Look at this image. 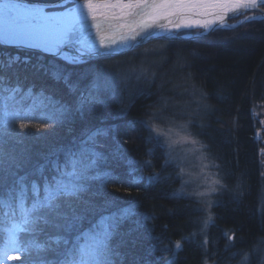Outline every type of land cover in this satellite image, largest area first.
<instances>
[{
  "label": "trees",
  "instance_id": "1",
  "mask_svg": "<svg viewBox=\"0 0 264 264\" xmlns=\"http://www.w3.org/2000/svg\"><path fill=\"white\" fill-rule=\"evenodd\" d=\"M26 1L49 4L61 0ZM262 7L264 8V4ZM151 44L126 51L116 59L108 60L104 57L101 60L91 59L88 63H69L58 56L27 49L15 51L14 47L5 46L6 52L14 51L27 57L12 59L17 67L12 76L28 74L30 77L29 84L16 99L21 100L29 89L34 97L41 98L43 107L34 113L39 118L26 122L31 125L43 123L45 127L21 130L18 122L0 126V160L7 162V158L12 156L15 157L12 162L18 164L12 170L6 164L3 165L0 177L5 178V183L0 188V193L7 196L8 189L15 186L18 177L12 184H8L12 175L27 170L39 174L37 165L46 155H59L52 160L63 164L69 152H79L86 147L98 154L96 166L88 175L100 178L83 181L84 191L87 190L83 191L84 194L81 192L86 197L83 207L73 212H67L66 207L64 213L69 219L73 215L81 216L80 227L87 229L101 216L117 214L121 209L129 208L134 214L118 224L109 241L110 246L119 253L121 264H201L206 251L217 253L219 250L218 258L221 259L217 258V262L220 263L227 255L230 257L231 252L235 256L253 253L255 248L261 247L260 241L264 235V210L259 208L264 188V171L261 175L250 115V108L254 103L264 102V19L250 20L231 28L215 29L195 39H161ZM149 48L153 50L151 54L154 57L151 59L156 62L154 64L160 74L167 72L176 79L188 78L202 92L204 107L201 119L206 135L203 138L211 158L228 175L226 185L230 187V195L224 196L223 201L226 203L215 207V220L203 232L207 236V250L201 234L194 239L193 230L197 221L194 208L173 196L171 190L177 184L173 179L174 170L170 171L166 166L168 180L164 176V165L159 162L162 159L159 146L146 140L151 134L150 127L145 123L147 113L161 103L162 99L171 100L166 90L151 87V92L147 93L151 96L140 97L137 92L128 100L131 92L121 85L116 87L115 92L110 91V87L99 86V95L104 103L80 107L82 95L87 96L92 88L90 78L95 72L101 74V70L108 68L105 64L112 63L114 66L111 61L122 57L124 58L120 61L141 57L144 50ZM7 55L4 54L9 59L13 58V55ZM54 73H60L59 80L54 77ZM8 76L11 73L7 72L5 77ZM4 95L7 96L8 93ZM149 101L151 104L148 107ZM22 103L27 108L33 101L27 98ZM60 106L66 108L62 116L56 114ZM98 130L102 134L94 136ZM6 131L10 139L2 138V133ZM89 137L92 139L89 140ZM86 140L89 142L84 144ZM142 159L150 161V165H145ZM36 161L38 163L34 164ZM135 161L142 168L151 170L159 179L152 185L143 180L140 184L126 183L131 172L123 174L122 167L126 169V162ZM43 167L46 170L54 168L50 166V162L43 163ZM105 173L108 175L105 176ZM135 175L138 178L139 170H135ZM27 185L31 187V184ZM76 198H62L60 206L61 202L64 204V201H68L72 208H77L73 200ZM33 199L29 189L25 206L30 207ZM59 211L62 210L59 208ZM0 213H4L0 214V223L6 228H11L13 220L17 223L21 220L15 199L9 208L0 210ZM41 215L46 216L50 221L47 224L55 229L57 224L65 223L46 211H42ZM145 216L151 218L147 221V226ZM198 221L200 222L199 219ZM38 225L45 226L43 221H39L36 228L39 232L47 231ZM58 229L63 230L59 236L67 238L69 244L65 246L61 242L53 245L48 240L44 246L46 251L42 252L45 255L43 260L48 264L53 261L59 264L63 257L58 253L65 247H71L72 238L76 235L75 230L69 233L63 227ZM226 229L233 236L230 244L226 241L228 238L222 235ZM47 232L51 233L49 238L56 236L51 231ZM29 233L26 241H31L34 238L32 233L38 231ZM4 236L8 238V233L0 232V247L5 243L12 245L8 240L5 241ZM185 237L187 239H183ZM177 240L182 241V249L176 250L175 255L170 257L167 251ZM13 245L18 249L16 253L26 248V242L22 241ZM228 245L230 250H224L223 246ZM48 250L55 252L49 255ZM118 259L113 256L114 264L119 263Z\"/></svg>",
  "mask_w": 264,
  "mask_h": 264
},
{
  "label": "snow or ice",
  "instance_id": "2",
  "mask_svg": "<svg viewBox=\"0 0 264 264\" xmlns=\"http://www.w3.org/2000/svg\"><path fill=\"white\" fill-rule=\"evenodd\" d=\"M264 4V0H83L76 3L75 7L58 14L45 12L43 7H25L19 3H0V43L15 44L20 47L38 49L40 51L60 56L69 63L81 62L80 57L87 55L107 56L118 50H130L138 46L141 41L152 38L153 29H161L163 32L172 34L173 29L182 28H203L207 33L214 25L228 27L223 22L229 13L237 12L240 9H256ZM264 19V17H246V20ZM243 22V21H242ZM231 27H235L232 25ZM90 29L96 30V42L86 44L81 39L83 34L89 33ZM138 38H140L138 40ZM80 45L75 48V54H63L62 48L70 45ZM149 50L145 49L144 53ZM9 59V66L12 63ZM155 61L142 60L139 65L131 63L123 72L105 71L102 73L105 86L113 88L118 83L135 79L138 84L144 85L137 88L139 94L149 92L157 75L151 68ZM0 67L3 62L0 61ZM54 77L59 80L60 73H54ZM97 75V80L100 79ZM0 76V81H3ZM20 89L6 88L0 83V126L19 123V129L24 130L30 127L44 128L43 123L31 125L26 121L37 119L34 113L43 107V100L32 95L31 89L21 100H17L15 94ZM9 93L5 96L4 93ZM115 94V93H113ZM42 97V94H40ZM31 98L33 103L27 108L22 101ZM100 98L98 85L94 82L89 89L88 95L81 97L80 107L85 104H103ZM168 107L167 100L149 109L147 113L146 125L150 127L151 134L148 142L156 146L163 144L168 149V159H174L171 152L174 146L182 141H190L197 144L190 136L182 135L171 126L172 117H164L163 111ZM66 108L60 106L57 115H64ZM51 119V117H45ZM170 123L165 128L164 121ZM160 121L157 123L156 121ZM185 127V125H181ZM98 130L94 136L101 135ZM178 137L174 139L173 136ZM92 137H89L91 140ZM89 141H84L87 144ZM151 149L149 153L151 154ZM98 154L88 148H82L79 152H69L65 162L60 164L55 162L53 167L55 174L51 178L42 176L41 183L31 181V192L34 196L30 207L25 206L27 193L29 191L26 184L27 177H18L15 186L8 189L7 196L0 193V210L9 208L13 199L17 202V208L21 216L19 223L13 220L11 228H6L0 223V232L8 233V242L18 244L17 233L35 232L39 221L50 223L46 216L41 215L42 211L53 214L57 219H62L64 224H57L56 227H63L69 233L76 231L72 238L71 247L58 253L63 258L59 264H114L113 256L119 253L110 246L109 241L115 233L120 222L127 219L134 213L129 208L121 209L117 214L101 216L95 223L87 229H81L82 217L73 215L71 219L59 211V201L69 197H77L84 191L82 183L88 179H99V176H89L88 173L96 166ZM145 165H150V161H145ZM167 163V160L165 161ZM180 169V174L184 173ZM105 176L108 174L105 173ZM139 179H144L140 177ZM150 185L157 181L156 175L147 178ZM5 178L0 177V188H3ZM218 180H211L210 184H219ZM41 191L43 195L41 196ZM209 191L215 192L216 188L210 187ZM206 193H195L196 196H204ZM193 195V194H189ZM4 214V213H0ZM151 219L145 216V226ZM207 224V221H205ZM27 225L28 227H24ZM183 239H187L186 237ZM229 240L232 237H228ZM50 242L59 245L61 242L65 246L69 240L63 236L49 238ZM84 241V242H82ZM37 248H43V244L30 242ZM261 245H264V238H261ZM175 249H182V241L175 242ZM26 250V249H25ZM155 251V246H153ZM254 251L261 253L258 264H264V248L257 247ZM175 255V253H174ZM243 261L249 260V254L245 253ZM51 264H57L53 261ZM207 264V262H206Z\"/></svg>",
  "mask_w": 264,
  "mask_h": 264
},
{
  "label": "rangeland",
  "instance_id": "3",
  "mask_svg": "<svg viewBox=\"0 0 264 264\" xmlns=\"http://www.w3.org/2000/svg\"><path fill=\"white\" fill-rule=\"evenodd\" d=\"M24 1L28 3L41 4V6L45 7L47 11H50L51 9L64 8V6L72 4L73 2V0H61L57 4L44 3L45 5H48V6H45L44 4L42 5V3H39V2H32V1H26V0ZM241 15H244V14H241ZM236 19H238V16L230 18V21H234ZM220 28L217 27L215 29H220ZM215 29L211 31H214ZM202 30L203 29L201 28H196V29L189 28L185 30H176V32L173 34L179 35L181 31L185 32V34H193V33H199V32L201 33ZM189 37H191V35ZM165 39H169V38H165ZM152 41H154V39ZM152 41L149 43H144V44L142 43L140 47L142 46L145 47V45L151 46ZM150 49L152 48L148 49L150 52L143 53V56L137 57L136 59L131 58L126 61H120V60H123L124 57H122V58H119L118 60H113L111 62H113L114 66H112V63L105 64L104 66L108 68H104V69L105 70L107 69V71H112V72H123L129 67L131 63H135L139 65V63L145 59L148 61H153L151 59L152 56L149 55L150 53L153 52V50H150ZM5 54H8L9 56L13 55V53H9L8 51ZM120 54L122 55L123 53H120ZM120 54L110 55V57L109 56H104V57H106L105 59L111 60V59L118 58ZM13 57L15 58L17 56L13 55ZM104 57L101 56L100 58H98V60H101V58H104ZM107 57H109L110 59ZM89 61L91 60H87V62L86 61H83V62L88 63ZM158 63L160 65V61H158ZM109 66H112V67H109ZM151 68L154 69L157 73L154 83L152 84L151 87L153 88L160 87V89H165L166 94L171 99V100H167L168 107L166 110L163 111V116L172 117L173 118L171 122L172 127H174L182 135L190 136L192 139H195L197 141V144L195 145H193L190 141H182V142L177 143L171 152V156L174 157V159H168V149L166 148V146L161 144L159 146V149L165 155V159L169 160V163L167 165L170 171L174 170V173L176 174V175L174 174L175 177L173 179H174V182L177 181V184H174V188H172L171 190L173 193V196H175L177 200H182V201L184 200L183 202H185L187 205L189 204L191 207L194 208L195 214L197 217V221L195 222L196 224H194L196 226L194 227V230H193L194 239L196 238V235L201 234L203 237L202 241L205 244L204 246L205 250H207V247H208L207 236H204L203 232L215 220V213H216L215 207L220 204L226 203V201H223L225 199L224 196L230 195V192H231L230 187L226 185L228 184L227 182L228 175L224 174L222 172V169L218 168V165L216 164L217 161L215 162L211 158V155L208 152V148L203 138L206 135L203 133L202 129L198 127V124H201V116L203 113L202 108L204 107V102L202 101V92L193 83L188 81V78L186 80L180 79V77L176 79L173 77L172 74H169L167 72L165 74L163 73L160 74L158 72V67L155 64H152ZM105 70L104 71L101 70V75H100L99 80L96 79L98 73L95 72L92 75V78H90L91 85H93V83L95 82L98 85V87L105 86V80L102 75V73L105 72ZM160 80H161V83H159ZM177 80H182L185 83L183 82L180 83V81H177ZM119 85H121L122 88L124 87L126 91L131 92L129 95L130 98L128 100H130L131 97L137 93V88L144 86L142 84H138L136 80L133 78L131 80H128L127 82L118 83L114 88L112 86H108V87L112 88V89L109 88L110 91L115 92V90L117 89L116 87ZM150 90L149 92H151ZM143 95L151 96L147 93L139 94L140 97ZM151 101L147 102L148 107L151 104ZM163 101L164 100L162 99L161 103H163ZM250 110H251L250 115H251L252 132H253L252 137L256 144L257 162H258V165L261 167L260 174L263 175L264 162L262 160H264L263 159L264 158V148H263L264 147V144H263L264 143V102L254 103L253 106L250 108ZM156 122L160 123L159 120ZM169 123L170 122L167 119H165L163 126L167 128L169 126ZM181 125H185V127H181ZM256 132L259 138H257ZM148 137H150V133ZM2 138L10 139L7 131L2 133ZM173 138L178 139V137H176L175 135L173 136ZM3 143L5 144L6 141H4ZM13 160H15V157H12V156L7 158V162L0 160V173H2V170L4 169L3 168L4 164H6L5 166H8V169L10 170L18 166V164H15L14 162H12ZM167 165H164V166L162 165L164 167V174L165 172H168V170L166 169ZM171 165H173L172 168H171ZM181 168L185 170L183 174H180ZM122 170H123V174L125 172L126 173L132 172L131 169H123V167H122ZM139 172H140V176L142 174L146 175V176H142L144 177V179H146L148 176L153 174L151 170H146L145 168H141ZM154 173H157V172H154ZM164 176L167 179L169 178V175L167 174H165ZM211 180H218L220 181V183L211 185L210 184ZM210 187L216 188V191L215 192L209 191ZM28 188L31 189V187L29 186ZM86 191L87 190H85L84 192ZM84 192L82 193L84 194ZM198 192L206 193V194L204 196L194 195L195 193H198ZM82 193L78 194V197H80V199L78 198L73 199L78 206L77 208H72V206L69 205L68 201H64V204L63 202H61L60 209L62 211L60 212L64 213L66 207H68L67 212H73L78 208H82L84 205L83 202L84 200H86V197L82 196ZM190 193L193 195H189ZM228 197H231V196H228ZM259 208L261 211L264 210V188H262ZM198 219L200 220V222L198 221ZM205 221H207V224H205ZM46 225L43 227L40 225L38 226L41 228L47 229V231H51L55 233L56 236H59V233H62L63 231L62 229H58L57 227L55 229L54 226H51L49 224H46ZM81 229H84V228H81ZM36 231H38V233H32L34 235V238L31 241H26L28 240V235H30L29 232L28 233L27 232L17 233L18 242L19 241H22L23 243L26 242V248H25L26 250L24 249V251L22 252L16 253L18 249L13 244L9 245L8 243H5L4 245H2L0 247V264H33V263L39 264V262H41L40 264H48L47 261L43 260L45 259V255L42 254V252L46 251V249L43 247L44 249L41 250L40 248L35 247V244L30 243V242L34 241L35 243L43 244L45 246L47 244V241L49 240V236L51 233L47 231L39 232V229L37 228H36ZM222 235L223 237L227 239L228 237L232 236V233L230 232L229 229H226L223 231ZM3 238L5 239L6 236H4ZM262 238H264V235ZM5 241H7V238L5 239ZM226 241L228 242V244L231 243V240L229 239H227ZM52 244L57 245L54 242ZM170 247L171 248L170 250L167 251V253L168 255H170V257H172V255L174 256V253L176 252L175 242L172 243ZM228 247L229 246H223L224 250ZM260 248H264V245H261ZM229 250L230 249H228V251ZM48 252H49L48 253L49 255H53L55 250L53 251L48 250ZM252 252L253 253L249 254L248 261H243L242 259L245 253H241V255L235 256V253L231 252L230 257L227 255L225 257V260L224 261L222 260V262L219 263L217 262L218 261L217 258H218V254H220V250L217 253H215V251H210V252L206 251L207 254H205V257L202 260L201 264H206V262L207 264H248V262L249 264H258V260L260 258L261 253L256 252L254 250ZM221 253H223V251H221ZM117 259H118V256H116V260ZM218 259H221V258H218ZM118 262L119 263L117 264H121L120 259H118ZM127 263H130V262L127 261ZM161 264H164V263H161Z\"/></svg>",
  "mask_w": 264,
  "mask_h": 264
},
{
  "label": "bare ground",
  "instance_id": "4",
  "mask_svg": "<svg viewBox=\"0 0 264 264\" xmlns=\"http://www.w3.org/2000/svg\"><path fill=\"white\" fill-rule=\"evenodd\" d=\"M82 2H83V0H75V3H73V5H71V6L64 7V8H60V9H51L50 11H47L45 9V7H43V6H41V4H37V3H28V2H25L24 0H0V3H19V4H21L22 6H25V7H29V6L30 7H43L44 10H45V12L50 13V14L62 13V12L66 11L69 8L75 7V4L76 3H82ZM57 3H59V1L58 2H54V3H51V4H57ZM42 4H44V3H42ZM243 13L246 14V15H248V16H256V17L260 16V13H255L253 9H250V10L240 9L237 12L229 13L228 14V17L224 20L223 23L226 25V23H228V19L229 18H232L234 16H238V19L246 20L245 18L248 17V16L241 15ZM244 22H247V21H244ZM227 25H229V24H227ZM215 27H221V26L218 23V24L214 25L210 30L214 29ZM184 29H189V28H182V29H179V30H184ZM151 31L153 32V37L150 38V39H148L147 41H141L138 44L139 47H140V45L142 43L143 44L144 43H149L153 39H154V41H152V42L161 41V39H159L161 36L159 37L158 35H170L169 33L163 32L161 29H158V28L157 29H153ZM89 32H90V34L89 33L83 34V36L81 37V39L86 44H92L93 42H96L97 45H98V41L96 40V30L95 29H90ZM175 32H176V30L173 29L172 34L175 33ZM171 36H174V34L171 35ZM139 39L140 38H138V40ZM177 40H180V39H177ZM138 46H137V48H138ZM145 46H150V45H145ZM0 47H2L0 49V61L3 62V67H0V76H2L4 78L3 81H0V83H2L4 87L9 88V89L17 88L18 87L20 89V91L15 94V96L17 98L18 97V94H21L22 91L24 90V88L26 87V85L29 84L30 77H29L28 74L12 76V75L15 74V71L14 70L17 69V67H16V65L13 62L9 66V58L4 56V54L6 53V51H5L6 49L4 48L5 46L0 45ZM79 47H80V45H78V44L63 47L62 48V53L63 54L74 55L75 54L74 49L75 48H79ZM16 49H18V50H24V49H28V48L18 47V48H15V51H17ZM134 49L132 48V50H134ZM130 50H126V51L129 52ZM44 54L51 55L50 53H46V52ZM13 55H16L17 57H20L21 59H26L27 58L25 55H20L19 53H14V51H13ZM149 55L152 56V57H154V55H152L151 53ZM7 56H9V55H7ZM84 56H90V55L85 54ZM91 56L96 57V58H92V59H98V58H100V56H104V55H99V56L91 55ZM7 72L11 73V76L5 77L7 75ZM88 82H90V81L88 80ZM8 95H9V93H8ZM202 124H203V121L201 119V124H198V127L201 128V129L203 128V125ZM202 131H203V129H202ZM203 133L205 134L204 131H203ZM146 140H149V137H147ZM56 156H59V155L54 154V153H51V154H48L45 157L41 158V161L39 163H38V161H36L34 163V164L38 163L37 170L40 172L39 174H34L30 170H27V171H24V173H18V175L17 174L12 175L13 178L9 181L8 184H12V181L15 178L21 177V176H26L27 177L26 184H31V181H33V180L37 181V183H41L42 182V180H41V177L42 176H47V177L51 178V176H53L55 174L54 168L52 170H46V168L43 167V163L50 162V166H53L56 161H53L52 158H54ZM212 156H213V154H212ZM166 160L167 159H165V155L162 153V159L159 161L160 164L167 165L169 163V160H167V163H165ZM142 161L145 162L144 159H142ZM125 166H126L125 167L126 169H131L132 170V172L129 174L128 178L126 179V183L127 182L129 183L130 182L131 184H140L139 182L141 181V179H139V178L142 177V175L141 176L138 175V178H137L136 175H135V170H140L142 168V165L140 163H138L137 161H135V162H126ZM172 166L173 165H171V167ZM42 167L44 168L43 170H42ZM155 169L158 170V171L160 170V169H157L156 167H155ZM151 175H155V174H151ZM157 178L159 179L158 176H157ZM117 179H119V178H117ZM142 180L145 181V182H148L147 179H142ZM228 249H229V247H228Z\"/></svg>",
  "mask_w": 264,
  "mask_h": 264
},
{
  "label": "water",
  "instance_id": "5",
  "mask_svg": "<svg viewBox=\"0 0 264 264\" xmlns=\"http://www.w3.org/2000/svg\"><path fill=\"white\" fill-rule=\"evenodd\" d=\"M43 5V4H42ZM45 5V4H44ZM45 6H48V5H45ZM254 10V12L255 13H260V16H258V17H264V9L262 8V7H258V8H256V9H253ZM258 11V12H257ZM246 16H248V15H246ZM248 17H252V16H248ZM259 19V18H258ZM242 21L244 22V21H246V20H242V19H240L238 22H236L235 24H239V23H242ZM235 24H232V25H235ZM227 25V24H226ZM231 25V26H232ZM230 26V25H229ZM215 28H217V27H215ZM204 34H206V32H203V33H199V34H193V35H191V37H189L188 35H174V36H159L160 38H169V39H180V40H184V39H192L193 37H196V36H200V35H204ZM158 37V38H159ZM0 44H2V45H12V46H16V47H20V46H17V45H14V44H3V43H0ZM24 48H28V47H24ZM28 49H32V48H28ZM32 50H36V51H39V52H41V53H45V52H43V51H40V50H38V49H32ZM132 50V49H131ZM124 52H126V50H118V51H115V52H113V53H111V54H109V55H107V56H109L110 57V55H118V54H120V53H124ZM52 55V54H51ZM52 56H57V55H52ZM60 57V56H59ZM101 57V56H100ZM104 57V56H103ZM92 58H96V57H93V56H82V57H80V60L81 61H86V60H90V59H92ZM106 58V57H105Z\"/></svg>",
  "mask_w": 264,
  "mask_h": 264
},
{
  "label": "flooded vegetation",
  "instance_id": "6",
  "mask_svg": "<svg viewBox=\"0 0 264 264\" xmlns=\"http://www.w3.org/2000/svg\"><path fill=\"white\" fill-rule=\"evenodd\" d=\"M256 136H257V138H259V136L257 135V132H256ZM264 144V143H263ZM264 148V147H263ZM264 159V158H263ZM263 162H264V160H262Z\"/></svg>",
  "mask_w": 264,
  "mask_h": 264
}]
</instances>
